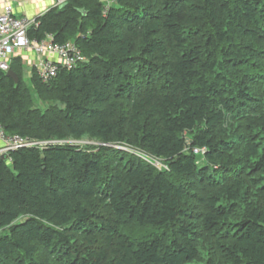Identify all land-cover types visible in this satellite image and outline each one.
Segmentation results:
<instances>
[{
	"label": "trees",
	"instance_id": "1",
	"mask_svg": "<svg viewBox=\"0 0 264 264\" xmlns=\"http://www.w3.org/2000/svg\"><path fill=\"white\" fill-rule=\"evenodd\" d=\"M28 35L84 59L0 71L36 143L0 155V264H264V0H67Z\"/></svg>",
	"mask_w": 264,
	"mask_h": 264
},
{
	"label": "built area",
	"instance_id": "2",
	"mask_svg": "<svg viewBox=\"0 0 264 264\" xmlns=\"http://www.w3.org/2000/svg\"><path fill=\"white\" fill-rule=\"evenodd\" d=\"M66 1L57 0L55 6H61ZM37 25L38 17L29 18L27 16H18L14 12L13 4L11 2L5 3L4 11L0 13L1 72L7 73L11 70L12 57L20 49H29L40 56L46 55L47 53H54L60 57L61 61L59 63H54L46 59L40 62L37 71L44 81L57 75L60 64L64 67L72 68L84 59L81 49L73 41L59 44L54 43L50 36L41 40L31 38L28 35L29 29ZM0 143V155L8 154L10 151L23 146L36 144L35 142L21 138L19 135L8 134L2 124H0ZM195 152L200 153L202 150L196 148ZM155 164L159 165V162L156 161Z\"/></svg>",
	"mask_w": 264,
	"mask_h": 264
},
{
	"label": "crops",
	"instance_id": "3",
	"mask_svg": "<svg viewBox=\"0 0 264 264\" xmlns=\"http://www.w3.org/2000/svg\"><path fill=\"white\" fill-rule=\"evenodd\" d=\"M6 2L13 4L16 15L37 18L55 7L57 0H0V13L4 11ZM45 59L54 63L61 61L60 57L54 53H47L46 55L40 56L29 49H20L13 55L11 63L17 61L18 64L22 65L25 77L30 80L32 72L38 70L40 62Z\"/></svg>",
	"mask_w": 264,
	"mask_h": 264
},
{
	"label": "water",
	"instance_id": "4",
	"mask_svg": "<svg viewBox=\"0 0 264 264\" xmlns=\"http://www.w3.org/2000/svg\"><path fill=\"white\" fill-rule=\"evenodd\" d=\"M6 75H7L8 77L14 79L15 82H18V81H19V76H18V74H17L15 71H13L12 69L9 70V71L6 73ZM2 157H3V158H7V157H8V154H3Z\"/></svg>",
	"mask_w": 264,
	"mask_h": 264
},
{
	"label": "rangeland",
	"instance_id": "5",
	"mask_svg": "<svg viewBox=\"0 0 264 264\" xmlns=\"http://www.w3.org/2000/svg\"><path fill=\"white\" fill-rule=\"evenodd\" d=\"M104 2H106V3H112L113 0H104ZM25 79L27 80V82H30L27 77H25ZM77 142H80V143H93L94 141H91L89 139H83V140H80V141H77Z\"/></svg>",
	"mask_w": 264,
	"mask_h": 264
}]
</instances>
